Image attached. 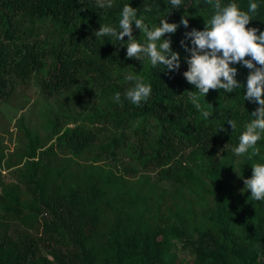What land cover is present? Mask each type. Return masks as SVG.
Masks as SVG:
<instances>
[{
    "label": "trees",
    "instance_id": "obj_1",
    "mask_svg": "<svg viewBox=\"0 0 264 264\" xmlns=\"http://www.w3.org/2000/svg\"><path fill=\"white\" fill-rule=\"evenodd\" d=\"M111 2L0 0V108L28 81L52 98L31 125L16 118L13 148L0 140V264H264V200L242 191L251 164L264 163V135L260 156L232 151L258 105L243 100L244 87L210 90L200 98L212 112L204 119L182 75L190 53L180 42L204 29L212 9L206 0L178 9ZM221 2L247 11L250 0ZM253 2L246 27L264 31V0ZM124 4L149 24L186 16L188 28L162 38L180 54L179 70L128 59L126 44L94 36L101 24L118 28ZM133 35L142 41L134 24ZM230 66L246 85L249 69ZM128 74L152 86L139 106L125 96Z\"/></svg>",
    "mask_w": 264,
    "mask_h": 264
},
{
    "label": "clouds",
    "instance_id": "obj_2",
    "mask_svg": "<svg viewBox=\"0 0 264 264\" xmlns=\"http://www.w3.org/2000/svg\"><path fill=\"white\" fill-rule=\"evenodd\" d=\"M206 3L212 9V14L205 19L204 29H192L185 33V40L190 39L191 47L185 40L180 42L185 51L190 53L184 58L187 70L182 75L196 88V91H186L187 96L200 115L208 119L212 112L202 105L201 97H205L210 90L222 89L225 93H232L244 87L243 100L255 103L258 107L243 125L238 145L232 151L236 156L246 155L252 160L260 156L257 143L264 135V31L246 26L253 20L259 5L250 0L247 11H244L235 2L223 4L221 0H206ZM170 5V9H178L182 0H170ZM112 6L111 0H97V7L101 9ZM151 11V6L144 7V12ZM165 17L159 19L157 24H149L145 22L146 17L139 15V9L124 4L119 13L118 28L101 24L93 34L95 37L112 36L126 44L128 59H136L142 64L147 59L152 67L164 65L169 71H177L181 64L180 54L172 51L170 39L162 38L165 34H174L180 25L188 28L189 21L186 16L182 17L178 25L169 23ZM133 24L140 31L142 41L133 35ZM235 64L249 69L244 86L236 79L237 68L230 66ZM125 79L133 82L125 93L133 104L139 106L151 96L152 86L145 83L142 77L128 74ZM115 98L119 101L120 93H116ZM227 123L235 131L236 122L229 119ZM251 167L252 175L243 180L245 188L242 191L250 190L249 198L252 200H264V163H253Z\"/></svg>",
    "mask_w": 264,
    "mask_h": 264
},
{
    "label": "rangeland",
    "instance_id": "obj_3",
    "mask_svg": "<svg viewBox=\"0 0 264 264\" xmlns=\"http://www.w3.org/2000/svg\"><path fill=\"white\" fill-rule=\"evenodd\" d=\"M20 93L14 95L13 99L6 106L0 108V140L3 142L7 149H11L15 146L17 128L15 126L16 118L22 117L23 121L27 125H31L34 121V115L37 116L41 110H43V104H52V98L45 97L37 93L36 86L32 81H28L25 86H19ZM11 108H15L16 112L10 115ZM178 251L181 255L187 254L186 248L178 247Z\"/></svg>",
    "mask_w": 264,
    "mask_h": 264
}]
</instances>
